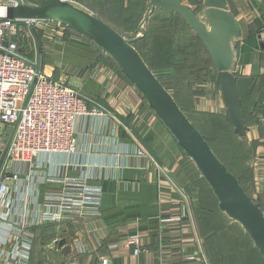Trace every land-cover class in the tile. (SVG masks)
<instances>
[{
  "label": "crops",
  "instance_id": "1",
  "mask_svg": "<svg viewBox=\"0 0 264 264\" xmlns=\"http://www.w3.org/2000/svg\"><path fill=\"white\" fill-rule=\"evenodd\" d=\"M66 1L93 15L94 7L87 5L103 3ZM127 1L116 3L123 13ZM180 1L202 11L191 0ZM227 5L241 30L235 76L246 136L235 137L229 129V142L224 143H229L236 175L264 213V0H227ZM104 22L124 38L132 33V23L119 31ZM34 30L41 71L79 92L102 115L78 119L74 154L5 165L8 194L0 203V247L15 250L19 264H264L242 227L219 212L193 162L115 63L92 42L56 23H40ZM19 46L33 62L32 36ZM215 103L223 116L220 95H215ZM198 121L205 129L203 119ZM71 181H81L99 194L97 216L58 219V198ZM131 234L141 238L140 256L125 246Z\"/></svg>",
  "mask_w": 264,
  "mask_h": 264
},
{
  "label": "water",
  "instance_id": "2",
  "mask_svg": "<svg viewBox=\"0 0 264 264\" xmlns=\"http://www.w3.org/2000/svg\"><path fill=\"white\" fill-rule=\"evenodd\" d=\"M193 1L201 5V12L192 10L180 0H147L143 18L137 28L139 35L133 39L124 38L92 13L66 0H19L16 6L5 9V17L19 23H56L101 49L193 162L215 197L219 212L242 227L264 261V213L259 203L246 193L237 178L218 159L134 47L136 42L145 37L144 26L156 10L178 16L196 35L211 60L224 120L238 138H244L246 125L235 76L240 27L228 9L227 0ZM30 34L35 57L33 62H25L33 67L37 77L41 71V51L32 29ZM16 127L17 123L0 143V182L4 180L3 168Z\"/></svg>",
  "mask_w": 264,
  "mask_h": 264
},
{
  "label": "built area",
  "instance_id": "3",
  "mask_svg": "<svg viewBox=\"0 0 264 264\" xmlns=\"http://www.w3.org/2000/svg\"><path fill=\"white\" fill-rule=\"evenodd\" d=\"M18 2L19 0H0V140L3 131L11 130L17 123L5 165H30L42 155L74 154L77 151L74 134L78 119L102 115L99 109L89 107L87 100L79 92L53 80L42 71L36 77L33 67L25 62L32 61L21 51L19 44L22 39L27 40L31 35L30 29L34 30L40 23H19L7 19L5 9L16 6ZM25 47L28 48L29 44ZM5 169L3 168V173ZM3 181L0 182L1 204L8 194V187ZM57 205L58 219L60 215L94 217L97 216L99 194L81 181L67 182ZM125 246L135 256L144 252L138 234L128 235ZM17 257L15 250L9 252L0 247V262L19 264ZM101 264H108V261L103 260Z\"/></svg>",
  "mask_w": 264,
  "mask_h": 264
},
{
  "label": "rangeland",
  "instance_id": "4",
  "mask_svg": "<svg viewBox=\"0 0 264 264\" xmlns=\"http://www.w3.org/2000/svg\"><path fill=\"white\" fill-rule=\"evenodd\" d=\"M116 3H119V0H103V3L87 6L94 7V16L108 22L119 31H124V28L130 27L132 23L133 29L129 31L132 33H128L126 38L137 37L139 35L137 28L143 18L146 0L141 2L142 12L139 11L141 6H136L133 0L125 3V13ZM137 13L136 20L139 21L134 23ZM147 27L145 41L135 46L145 62L176 102L183 109L185 108V112L193 122H197L195 125L198 128H201L198 120L203 119L207 130H214L213 138L217 137L219 141L229 142V130L223 120L217 118L219 114L220 117L222 116V108L217 109L215 103V95L216 99L219 96L217 86L214 84L215 71L194 33L178 18L158 11L155 12L151 25ZM32 48L33 46L30 47ZM9 132L10 129L5 133L9 134ZM212 145L219 158L229 167V143H212ZM199 197L204 203L205 197L202 194H199Z\"/></svg>",
  "mask_w": 264,
  "mask_h": 264
},
{
  "label": "trees",
  "instance_id": "5",
  "mask_svg": "<svg viewBox=\"0 0 264 264\" xmlns=\"http://www.w3.org/2000/svg\"><path fill=\"white\" fill-rule=\"evenodd\" d=\"M134 1V3H135V5L136 6H138V7H140L141 6V2H142V0H133ZM191 1H193V0H191ZM195 4H197L195 1H193ZM144 9H145V7H144ZM158 10H156L155 12H157ZM145 12V11H144ZM155 14V13H154ZM168 16H173L174 18H178L182 23H183V25L186 27V28H188L186 25H185V23L178 17V16H176V15H174V14H171V15H168ZM139 21V20H138ZM65 29V32L66 31H70L69 29H67V28H64ZM189 29V28H188ZM190 30V29H189ZM191 31V30H190ZM35 34H37L36 33V31L34 30L33 31ZM70 32H72V33H74L73 31H70ZM192 32V31H191ZM76 34V33H75ZM195 35V34H194ZM37 36V35H36ZM146 36H147V32H146ZM146 36L143 38V39H141V40H139L138 42H136L135 44H134V47L136 46H139V44L140 43H143L145 40L144 39H146ZM195 37H196V35H195ZM196 39L198 40V38L196 37ZM144 40V41H143ZM143 41V42H142ZM198 42L200 43V46L202 47V49L206 52V50L204 49V47H203V45H202V43L198 40ZM40 44V43H39ZM40 46V45H39ZM136 47H135V49H136ZM137 50V49H136ZM206 54H207V52H206ZM208 55V54H207ZM208 58H209V56H208ZM144 60V59H143ZM209 60H210V58H209ZM146 63V62H145ZM210 63H211V60H210ZM146 65H147V63H146ZM148 66V65H147ZM211 66H212V63H211ZM149 67V66H148ZM213 67V66H212ZM150 68V67H149ZM151 70V69H150ZM120 71V70H119ZM152 71V70H151ZM153 72V71H152ZM154 73V72H153ZM122 74V73H121ZM214 75H215V72H214ZM122 76L124 77V75L122 74ZM156 76V75H155ZM157 77V76H156ZM125 78V77H124ZM126 79V78H125ZM158 80H159V78H157ZM127 80V79H126ZM128 81V80H127ZM160 81V80H159ZM129 82V81H128ZM161 84H162V82H161ZM214 84L217 86V84L215 83V77H214ZM163 85V84H162ZM165 88V87H164ZM217 88H218V86H217ZM166 89V88H165ZM174 99V98H173ZM175 100V99H174ZM175 102H176V100H175ZM177 103V105H178V102H176ZM180 105V104H179ZM178 105V106H179ZM180 109H181V111L183 112V110L184 109H182V107L180 106L179 107ZM243 110V109H242ZM184 113V112H183ZM244 115V114H243ZM188 117V116H187ZM189 119V118H188ZM192 120V119H191ZM222 120H223V123L225 124V126H226V128L229 130L230 129V131H231V133H233L232 132V129H231V127L229 126V124L224 120V117L222 116ZM191 122V121H190ZM192 123V122H191ZM194 124V123H193ZM194 126V125H193ZM195 127V126H194ZM196 128V127H195ZM198 128V127H197ZM196 128V129H197ZM199 130L201 131V132H203L204 134H205V136H207V138L208 139H206V138H204L206 141H207V143L210 145V147L212 148V150H213V152L215 153V154H217L216 153V150H215V148H214V145H212V143H219V142H222V143H224V140H221V141H219L218 140V138L216 137V138H213L212 136H213V134H214V130L212 131H210V130H207V126H206V128L205 129H202V128H199ZM207 131L208 133H205V132ZM200 133V132H199ZM201 134V133H200ZM233 135L235 136V137H237L234 133H233ZM214 140V141H213ZM236 148H238V149H240V147L239 146H236L235 147V149ZM237 151V150H236ZM217 156H218V158L220 157L218 154H217ZM221 161H222V163L224 164V162H223V160L221 159V158H219ZM231 162L229 161V167L226 165V164H224L227 168H228V170L237 178V180L239 181V184L243 187V189L246 191V193L250 196V194H249V190L248 189H246V187H244V184L242 183V180H241V178L239 177V176H237L236 174H238V173H236V171H234V169H233V166L230 164ZM251 197V196H250ZM252 198V197H251ZM254 200V199H253ZM255 201V200H254ZM257 202V201H256ZM260 205V204H259ZM260 208H261V210L263 211V208H262V206L260 205Z\"/></svg>",
  "mask_w": 264,
  "mask_h": 264
}]
</instances>
